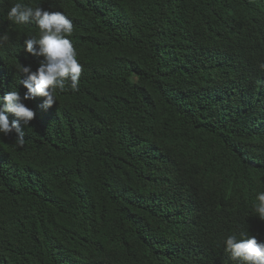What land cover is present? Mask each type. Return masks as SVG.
Instances as JSON below:
<instances>
[{
    "label": "trees",
    "instance_id": "1",
    "mask_svg": "<svg viewBox=\"0 0 264 264\" xmlns=\"http://www.w3.org/2000/svg\"><path fill=\"white\" fill-rule=\"evenodd\" d=\"M63 12L78 91L23 100L32 23ZM0 97L35 116L0 135V264H234L230 234L264 243V0H0ZM11 122L15 117L8 116Z\"/></svg>",
    "mask_w": 264,
    "mask_h": 264
},
{
    "label": "clouds",
    "instance_id": "2",
    "mask_svg": "<svg viewBox=\"0 0 264 264\" xmlns=\"http://www.w3.org/2000/svg\"><path fill=\"white\" fill-rule=\"evenodd\" d=\"M8 20L19 25L34 23L39 29L38 38L31 36L23 41L24 51L35 57H43L39 66L32 71L31 66L20 65L23 75L19 84L26 89L23 100L43 97L42 108L47 110L56 104V91L69 87L78 91L82 65L77 60V52L67 38L73 33V22L63 12H49L39 6L15 3L7 12ZM9 40L7 33L0 35V46ZM264 68V65H261ZM9 114L15 119L9 121ZM35 113L21 102L17 90H11L0 97V135L8 136L15 132V144L23 147L24 132L21 124L27 127ZM254 214L264 221V191L255 195L252 205ZM224 250L234 264H264V243H258L255 236L233 233L224 240Z\"/></svg>",
    "mask_w": 264,
    "mask_h": 264
}]
</instances>
